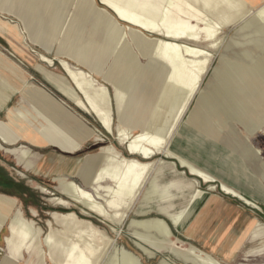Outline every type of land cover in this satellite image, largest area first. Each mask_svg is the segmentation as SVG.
<instances>
[{"label":"rangeland","instance_id":"1","mask_svg":"<svg viewBox=\"0 0 264 264\" xmlns=\"http://www.w3.org/2000/svg\"><path fill=\"white\" fill-rule=\"evenodd\" d=\"M219 1L222 2V0ZM259 1L226 0V4L223 6L224 9L222 7L207 8L204 0L197 4L198 10L207 17L209 16L208 19L216 22L219 18H222L225 23L220 27V32H223L218 33L221 38L220 43H218L219 47L207 51L211 58L208 57V64L210 65L206 69L207 73L204 72L203 74L205 77L202 76L201 78V87L197 95L193 96L190 102L192 105L187 118H189V124L207 135L205 128L201 127L203 123L206 124L221 147L228 154L241 157L252 175L264 186V132L250 136L244 129L252 125L264 127V38L258 41V45H249L247 47L250 48L247 49H238L234 45L235 41L243 40V33L240 34L239 27L264 2L257 5ZM112 2L126 11L131 7L129 12L141 15L146 20H152V22L154 20V24L162 27L161 20L162 15H164L162 14L164 6L158 11H153L148 8L140 10L138 4L140 0H113ZM90 3V0H8L5 4L0 1V53L13 64V78L9 77L13 83V91L6 89L0 92V98H3L6 102L5 105H7L6 108L5 105H2V102L0 103L3 107L0 111H5V113L0 114V119L3 123H8V109L13 110L15 123H13V132L14 135L19 137L14 145H4L3 148H0V172L2 174L0 195L17 201V210L24 213L27 219H34L38 227L43 229V238L49 231V221L52 220L54 212L62 215L76 213L80 217L90 220L97 227L104 230L113 241L112 248L102 264H112L120 249L131 251L137 255L142 264H159L163 258H167L174 264H184L169 253L156 254L153 257L143 253L136 245L133 231L129 226L130 222L134 218L140 217L143 219L159 218L170 225V213L165 211L168 204H173L172 213H178L182 223L189 213L183 214L181 212H191L198 204H201L200 209L207 201H211L212 206H216V208L215 211L207 215L209 228L218 225L221 227L235 225L237 228H241L245 226L246 218H250L248 220L253 218L256 222L246 235L249 237L246 240L247 242L232 261L224 262L213 257L222 264H264V202L255 203L248 199L251 204H246L241 199L228 194L224 187L239 192L231 186L221 184L223 181L216 180L210 173L184 157L196 170L210 176L211 181L196 176L188 167H183L177 158L163 157L158 154L155 157L156 160L163 159L168 162L166 175L160 181V185L181 181L186 188L172 189L171 199H169L167 205L159 201L160 197H166L167 190L165 189L168 188L167 186H164V189L159 188L154 193L151 201L157 200V202L151 205L143 201L144 191L140 199L138 196L132 202V211L128 219L115 228L95 214L85 212L81 206L70 202L58 192L57 187L59 184L55 178L67 177L66 179L77 182L85 189L89 188L88 190L96 195V187L90 189L79 175L75 174L73 176L72 173L79 169L82 173L87 172L86 176H91L93 173V167L90 166V162L93 161L92 156L97 155L101 148L105 146L113 145L124 156L130 157L127 148L120 147L118 131H123L122 133L126 135H130V133L134 135L142 129L144 121L149 118L152 112L156 94L164 79L163 73H160L157 68L151 65V61L158 62V58L148 60L142 57L143 51H148L149 48L127 29V25L118 21L114 16V21L112 17L109 18L105 15L102 18L99 17L100 10L103 8L100 0L93 2L96 5L92 3V11L88 15ZM132 7L134 8L132 9ZM141 11L143 12L141 13ZM215 11H217V14ZM239 13L244 14H241V16ZM236 14H238L237 17ZM172 19L175 18L172 16ZM239 19H243L244 22ZM90 47V63L85 66L81 65L78 58L82 52L87 48L90 49ZM201 47L205 49V46ZM244 50L252 56L250 60L243 58L245 55ZM115 53H117V56H115ZM128 57L129 59H127ZM133 58L135 61H133ZM128 61V64L134 68L135 73L126 69L127 65L125 63ZM64 64H67L73 71L82 70L85 73L82 81H86V76L87 81L93 82L92 84L96 83L94 84L96 87L108 90L107 92L111 98L110 111L113 118L114 132L112 134L104 131L100 121L95 116L78 109L60 94V88L70 86L74 90L76 89L85 99L83 92L78 89L79 86L70 77V73L65 70ZM232 68H238L239 70L235 76L229 77L230 79L225 83L223 74H226ZM16 72H21L23 78H20ZM4 76V73L0 71V85L7 80V77ZM119 85L124 88L125 93L121 95L123 97L125 95L121 102L124 107L122 117H120L115 101L117 88H120ZM228 85L231 88H228ZM126 95H128L127 99ZM203 98L207 99L210 104L207 102V104L201 105V99ZM212 99L219 106L213 103ZM232 99H235V102ZM12 100L13 102L10 104ZM50 100L55 104V108L59 113L53 107H50L52 105V103L49 104ZM139 107L141 109L136 110ZM223 109L225 110L223 111ZM211 118L215 121L213 126V128H216L215 133L211 129V125L208 124ZM236 118L238 120L240 118V120L238 121ZM225 119H228L232 126L226 130L220 126V122ZM193 120L199 121V123H192ZM236 121L241 122V126L236 124ZM134 122L136 124L139 122L136 128L133 126ZM21 136L35 137L38 140V145L35 143L28 144L20 139ZM65 139L76 145L73 152L69 150L71 148L68 147L69 144L65 142ZM174 140L170 145V149L178 154L173 149ZM48 141H51V144L44 146L43 143H49ZM22 146L33 151L34 168L21 163L19 150ZM62 147H66L67 151ZM253 148L258 150L257 156L254 154ZM246 152L251 153L248 159L245 156ZM58 160L61 161L56 164L59 169L56 168L50 174H45V171L50 169L51 165ZM93 162L98 163V160L94 159ZM37 167L40 169V173H36ZM159 167H156L154 173H157ZM211 186L216 187L215 191H209ZM195 189L203 195L197 194L195 196ZM55 197L69 201L70 205L68 207L56 205L52 202ZM99 202L102 203V201ZM158 206L163 207L164 210L158 209ZM10 214L13 215V209ZM112 229L116 231L114 232ZM186 229L180 232L173 228L174 241L180 239L182 249H187L189 245H193L202 250L190 238L188 239ZM8 235L6 228L1 230L0 264H37V259L28 254H26L24 260L13 259L12 249L5 244V238ZM231 254L229 252L227 255L231 256ZM117 257L121 258L120 256ZM46 264H50V262L46 261Z\"/></svg>","mask_w":264,"mask_h":264},{"label":"bare ground","instance_id":"2","mask_svg":"<svg viewBox=\"0 0 264 264\" xmlns=\"http://www.w3.org/2000/svg\"><path fill=\"white\" fill-rule=\"evenodd\" d=\"M0 1L5 4L8 0ZM90 1L91 3L89 6L88 15H90L92 11V3L95 2V0ZM112 1L113 0H100V4L103 8L100 10L99 17L102 18V16L105 15L109 18L112 17L113 21L114 17H116L118 21L126 24L127 29L149 48L148 51H143L142 57L148 60H152V58H158V62L154 61V63L151 61V65H153L154 68H157L160 73H163L164 79L162 80V84L160 85L156 94L155 101L152 106V112L149 118L144 121L142 129L134 135L132 133H130V135H126L125 133H122L123 131H118V141L120 147H126L130 157L124 156L113 145L105 146L101 148L97 155L92 156L93 161L94 159H97L99 165L97 162H90V166L93 167V173L91 176H86L87 172L82 173V171L79 169L72 173L73 176L75 174L79 175L85 184L90 187V189L92 187H96V195L91 193L88 190L89 188L85 189L77 182L66 179L67 177H57L55 180L59 184L57 189L62 196H64L70 202L81 206L85 212L95 214L115 228L128 219L129 214L132 211V202L138 196L140 199L142 193L145 191L144 198L147 199V201H151L154 193H156L161 187L156 181L158 178L165 176L163 172L166 170H162L163 168L160 167L164 166L166 161L163 159L156 160L155 157L158 154L162 155L163 157L177 158L183 167H188L196 174V176H201L206 181H211L212 178L210 176L196 170L195 167L188 163L186 159L171 150L170 145L176 138L182 123L189 124V118L187 117L190 113L189 111L192 105L190 102L192 101L193 96L197 95L201 87V78L204 76V72H206V69L210 65L208 64V57L210 58V55L207 51H209L208 49H215L216 47H219L218 43H220L221 38L218 35L223 32H220V27L224 25L225 21L222 18H219L216 22L208 19L209 16L207 17L200 10H198L197 4L201 0H140L138 3L141 8L140 10H145L148 8L153 11H158L164 6L162 13L164 15H162L163 18L161 20L162 27H159L153 23L154 20L152 22V20H146V18L141 15L129 12L131 7H129L130 9H128V11H126L124 8H120L115 5ZM204 2L206 7L211 9L215 7L223 8V6L226 4V0H222V2L219 0H204ZM93 4L96 5L95 3ZM133 8L134 7H132V9ZM142 12L143 11H141V13ZM215 13L217 14V11H215ZM241 14L239 13V15ZM237 15L238 14H236V17ZM172 16L175 18L174 20L172 19ZM157 24L159 25V23ZM239 32H241L240 34L243 33L242 35L244 38L241 41L234 42L235 47L238 49L250 48L247 47L249 45L256 46L258 45V41L264 38V2L258 9L254 10V12L250 14L248 20L240 25ZM201 46H205V49ZM87 49L82 52L78 58V62L84 66L90 63L89 58L91 57V47L90 49ZM123 51L125 50L123 49ZM244 51L245 55L243 58L250 60L252 56H250L248 51ZM115 54V56H117V53ZM129 57L127 59H129ZM133 61H135L134 58ZM128 63L129 61L125 63V65H127V67L125 66L126 69L130 70L129 72H133L134 68ZM64 68L70 73V77H72V79L79 86L78 89L83 92L85 99H83L81 94L76 89L74 90L73 87L70 86L60 88V94H62L78 109L84 111L87 114L95 116L100 121L104 131L108 134H112L114 132L113 118L110 111L111 98L107 92L108 90H106V88L101 89L96 87L94 85L96 83L92 84L93 82L91 83L89 80L87 81L86 76V81H82L84 80L82 77L85 75L82 70L73 71L67 64H64ZM238 70V68H232L229 69L227 73L225 72L226 74H223L225 83L228 79H230L229 77H232L233 75L235 76ZM0 71L1 73H4V77H7L6 82L0 85V92L1 90L4 91L6 89L13 91V83L9 78H13V64H11V62H9L1 53ZM16 74H18L20 78H23L21 72H16ZM119 87L120 88H117L115 101L117 102V108L119 110L120 117H122L124 114V107L121 105V102L125 95L124 97L121 95L125 93L124 88L120 85ZM228 88H231V86L228 85ZM127 96L128 95H126V99ZM4 101L5 100H3V98H0V103L2 102V105L6 104ZM207 102V99H201V105L207 104ZM212 102L215 103L213 99ZM51 103L52 105L50 107H53V109L59 113L57 108H55V104L50 100L49 104ZM1 108L3 107L0 105V109ZM139 109L141 108L139 107L136 110ZM8 110L9 111L7 115L9 123H3L0 119V148H3L4 145H14L17 138H19L14 135L13 132V110L10 108ZM224 110L225 109H223V111ZM212 112L214 113L213 110ZM226 113L228 114V112ZM137 114L138 112L136 115ZM204 116L205 115L203 114V117ZM209 120L210 121H208V124L211 125V129L215 133L216 128H213L215 121H213L212 118ZM138 123L136 124V122H134V128L138 126ZM192 123H199V121L193 120ZM235 123L240 125L241 122L239 123L236 121ZM220 126L225 130L232 127L228 122V119L221 121ZM201 127L205 128L208 137L210 136L211 139L215 140L214 135L206 124L204 125L203 123ZM244 129H246L250 136L264 132V127L261 125L247 126ZM30 138L29 136H21L20 139L27 142L28 144L35 143L38 145V140H36L35 137L30 136ZM48 142L49 143H43L44 146L51 144V141ZM65 142L69 144H67L68 147L71 148L69 150L73 152L76 145L71 141L68 142L66 139ZM62 148L64 150L67 149L66 147ZM253 150L254 154L257 156L258 150L256 148H253ZM245 156L248 159L251 156V153L246 152ZM19 158L21 163L25 164L27 167H35V163L32 160L34 158V153L31 149L24 148L23 146L20 147ZM59 162L61 161H55L51 165V168L45 171V174H50L54 169L58 168V165L56 164ZM173 165L175 164L173 163ZM157 166H160L159 170L157 173H154ZM40 172L41 171L39 168L36 169V173ZM147 185L148 187L150 186L149 190L148 187H146ZM215 189V186H211L209 191L213 192ZM224 189L228 194L241 199L246 204H251L248 199L235 192L233 189L228 187H224ZM197 194L203 195V193L195 189L194 195L196 196ZM69 201H65L58 197H55L52 200V202H54L56 205L62 207H68L70 205ZM99 201H102V203ZM16 207L17 201L15 199L0 195V232L5 228L8 230L9 235L5 238V244L12 249L11 252L13 254V259L21 261L24 260L26 254H28L37 259V264H46V261L50 262V264H102L105 260V257L109 254L112 248L113 241L104 230L97 227L90 220L80 217L76 213L62 215L54 212L52 214V220L49 221V231L43 238V229L38 227L34 219H27L25 214L21 211H18ZM12 209L13 215L10 214ZM168 213H170V225L166 221L159 218L143 219L140 217L137 219L134 218L130 222L129 226L133 231L134 239L136 240L135 242L138 246V249L150 257H153L156 254L169 253L181 260L184 264H222L211 255L201 251L193 245H189L187 249H182L180 246L181 240L177 239L174 241L172 229H180L181 227L186 229L189 223L192 221V218L195 215L194 213L189 212V215L182 223L180 222V216L178 213L175 214V212L171 213L169 211ZM188 220H190V222ZM112 230L114 232L116 231L114 229ZM116 255L120 256L121 258L116 256L112 261V264H142L140 258L131 251L120 249ZM159 264L174 263L170 262L167 258H163L160 260Z\"/></svg>","mask_w":264,"mask_h":264},{"label":"crops","instance_id":"3","mask_svg":"<svg viewBox=\"0 0 264 264\" xmlns=\"http://www.w3.org/2000/svg\"><path fill=\"white\" fill-rule=\"evenodd\" d=\"M263 1L264 0H260L257 5L261 4ZM12 102L13 100L10 104ZM5 107L7 108V106ZM3 112L5 113V111H0V114ZM173 149L182 157L210 173L216 178V180L220 179L223 181L221 184L223 183L236 189L245 198L250 199L255 203H260V201L262 203L264 202V186L261 185L259 180L252 175L245 162H243V159L234 154H228L218 141L211 139L196 127L184 123L180 127L173 142ZM167 165L168 162L160 168L166 170ZM165 172L166 171L163 172L164 175H166ZM163 177L164 176L158 178L156 181L159 186H161L160 181ZM164 186L168 187L165 189L167 190V195L166 197H160L159 201L164 202L166 205L168 201H170L169 199H171L170 194L172 189L180 190L186 188L181 181L169 182L160 188L164 189ZM149 188L150 186L148 187V190ZM143 200L150 205L157 202V200L147 201L145 198ZM210 202L211 201H207L200 209L199 207L201 204H198L191 211L194 214L196 213V215L191 222L188 220L190 222L186 229L188 239L190 238L203 250V252L205 251V253L207 252V254H211L212 257L214 256L224 262H230L247 242L246 240L249 237L246 235L256 222L253 218H251V220H248L250 218H246V224L241 228H237L235 225H232L231 227H227V225L221 227L218 225L209 228L207 215L211 214L212 211H215L216 208V206H212V203ZM157 208L164 210L161 206H158ZM166 209L165 212L169 211L172 213L173 204H168V208ZM198 209L199 211L197 212ZM181 213L187 214L189 212ZM183 230H185V228L181 227L176 231L182 232ZM229 252L232 253L231 256L227 255Z\"/></svg>","mask_w":264,"mask_h":264},{"label":"flooded vegetation","instance_id":"4","mask_svg":"<svg viewBox=\"0 0 264 264\" xmlns=\"http://www.w3.org/2000/svg\"><path fill=\"white\" fill-rule=\"evenodd\" d=\"M1 175H2V174H1V172H0V180H1V178H2ZM0 184H2V183L0 182Z\"/></svg>","mask_w":264,"mask_h":264}]
</instances>
